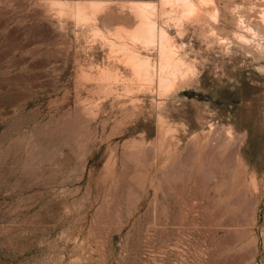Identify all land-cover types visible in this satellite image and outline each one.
Here are the masks:
<instances>
[{"label": "rangeland", "instance_id": "374dc122", "mask_svg": "<svg viewBox=\"0 0 264 264\" xmlns=\"http://www.w3.org/2000/svg\"><path fill=\"white\" fill-rule=\"evenodd\" d=\"M132 1L0 0V264H264V0L157 15L175 90L117 54L159 61Z\"/></svg>", "mask_w": 264, "mask_h": 264}, {"label": "bare ground", "instance_id": "6f19581e", "mask_svg": "<svg viewBox=\"0 0 264 264\" xmlns=\"http://www.w3.org/2000/svg\"><path fill=\"white\" fill-rule=\"evenodd\" d=\"M77 4H78L77 6H74V10L76 11V15H78L79 17L77 18V20L79 19L80 22L81 21L82 22L96 21L98 14L105 11V9L109 5L104 2H93V1L92 2L89 1L88 4L86 3L80 4V2L79 3L77 2ZM211 4L213 5L216 3L214 2V0H159V3H155L152 1H132L130 2L128 7L131 13L135 16L136 20H138V27L136 26V30L129 32L130 37L135 43H141L144 46V48H146V50L148 51L151 48L154 49V47H157L159 61L157 64H154L152 62L151 57L143 56L139 52V50L133 51L128 46L124 47V44L121 46L116 44V46H118L116 48L121 49V51L119 52L118 50L116 51L118 52L117 54H120V52L122 53L128 52L127 53L128 55H126L128 56L126 58V61L128 60V63L126 64H129L132 67L133 73L137 77H139V79L141 78L142 79L141 81H145V82L147 81L149 84H151L155 79H157L158 84L160 86L159 90H163V88L175 90L178 85V80L176 77L177 75L175 73H171L170 67L171 65L177 67V64L180 62V66L184 68L182 66V64H184V61L177 58L176 55H177L178 50L175 44V37H173L170 34V32L166 29V27H162L163 25L162 26L159 25V22L156 20L157 15L163 12L164 15H169L170 17H173L174 21L179 22V23L176 22L179 24V28H180L179 34L176 36V38L180 39L182 38L183 33L185 32L186 28L190 25V23L201 22L200 17L202 16V11L203 10L207 11ZM62 5L64 6V3L60 2L59 4H57V6L59 7L60 6L63 7ZM73 5L74 3L72 4V6ZM167 6L171 8L169 12L163 9V7H167ZM217 9L212 10L211 12V17L213 19H217L219 15V9L218 10ZM240 24H241L240 27H245L246 25L245 20H241ZM122 31L120 32L122 33ZM98 34H101V32ZM124 35L126 36V34ZM101 37H103L104 39H107L104 36H101ZM112 45L114 47L115 45L114 42L112 43ZM184 80H186L185 77H184Z\"/></svg>", "mask_w": 264, "mask_h": 264}]
</instances>
